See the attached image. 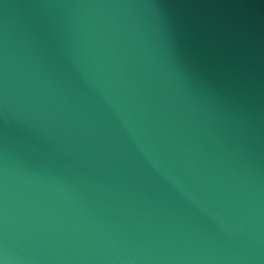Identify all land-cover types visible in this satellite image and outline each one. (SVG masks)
<instances>
[{
	"label": "water",
	"instance_id": "water-1",
	"mask_svg": "<svg viewBox=\"0 0 264 264\" xmlns=\"http://www.w3.org/2000/svg\"><path fill=\"white\" fill-rule=\"evenodd\" d=\"M0 264H264V0H0Z\"/></svg>",
	"mask_w": 264,
	"mask_h": 264
}]
</instances>
